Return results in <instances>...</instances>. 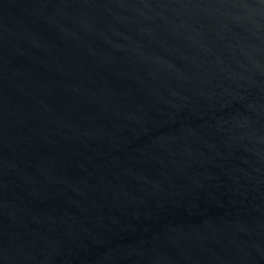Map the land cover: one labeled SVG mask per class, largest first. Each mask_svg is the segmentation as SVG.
I'll return each instance as SVG.
<instances>
[{
  "label": "water",
  "instance_id": "95a60500",
  "mask_svg": "<svg viewBox=\"0 0 264 264\" xmlns=\"http://www.w3.org/2000/svg\"><path fill=\"white\" fill-rule=\"evenodd\" d=\"M0 264H264V0H0Z\"/></svg>",
  "mask_w": 264,
  "mask_h": 264
}]
</instances>
